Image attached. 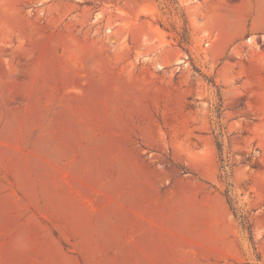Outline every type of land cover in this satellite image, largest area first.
Wrapping results in <instances>:
<instances>
[{"label":"rangeland","instance_id":"374dc122","mask_svg":"<svg viewBox=\"0 0 264 264\" xmlns=\"http://www.w3.org/2000/svg\"><path fill=\"white\" fill-rule=\"evenodd\" d=\"M138 1L0 0V264H264V0Z\"/></svg>","mask_w":264,"mask_h":264},{"label":"trees","instance_id":"16d2710c","mask_svg":"<svg viewBox=\"0 0 264 264\" xmlns=\"http://www.w3.org/2000/svg\"><path fill=\"white\" fill-rule=\"evenodd\" d=\"M251 227V226H250ZM250 237L251 239H253V235H252V228H250ZM256 249V248H255ZM258 258L260 259V256H258Z\"/></svg>","mask_w":264,"mask_h":264},{"label":"crops","instance_id":"0c3cea01","mask_svg":"<svg viewBox=\"0 0 264 264\" xmlns=\"http://www.w3.org/2000/svg\"><path fill=\"white\" fill-rule=\"evenodd\" d=\"M137 3H138V5L136 6V8L139 7V5H140V3H141V0H139Z\"/></svg>","mask_w":264,"mask_h":264}]
</instances>
